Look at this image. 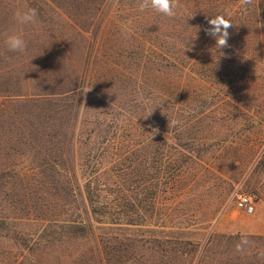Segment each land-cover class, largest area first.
I'll return each mask as SVG.
<instances>
[{
  "label": "rangeland",
  "instance_id": "374dc122",
  "mask_svg": "<svg viewBox=\"0 0 264 264\" xmlns=\"http://www.w3.org/2000/svg\"><path fill=\"white\" fill-rule=\"evenodd\" d=\"M136 3L0 0V119L23 129L0 133L8 202L50 187L39 157L53 144L31 140L27 119L63 120L50 123L55 143L72 141L75 173L58 186L74 193L45 194L57 208L49 220L17 218L14 228L66 254L45 264H264V0H179L172 18ZM26 7L38 22L21 27L13 13ZM217 14L233 23L220 49L205 32ZM12 33L27 41L24 53L6 52ZM59 56L74 62L57 66ZM50 90L63 99L55 108L45 105ZM40 107L49 115L29 116ZM79 181L88 204L107 206L92 212L104 222L95 235L76 240L62 225L79 219ZM242 193L255 196L252 213ZM242 238L250 246L238 253ZM30 253L0 239V264H32Z\"/></svg>",
  "mask_w": 264,
  "mask_h": 264
},
{
  "label": "trees",
  "instance_id": "16d2710c",
  "mask_svg": "<svg viewBox=\"0 0 264 264\" xmlns=\"http://www.w3.org/2000/svg\"><path fill=\"white\" fill-rule=\"evenodd\" d=\"M90 55H91V52L88 53V56H86L87 57L86 59L84 58L82 59V61H84V63L88 65L90 61ZM52 59H54V62L56 63L57 66H62L64 63L70 62V61L72 64L74 62V59H71L70 57L66 58V57L59 56L57 59L56 58H52ZM37 76H39V71H37ZM54 76H55L54 72H52L51 75L48 73L45 74V78H48L49 84L53 83L52 79ZM79 77L81 79V75H79ZM70 91H72L71 93H73L76 90L71 89ZM48 92H50L48 94L49 96H51L49 97L51 99H49L45 103V105L49 104V106H52L55 108V106H53V103L55 105L56 102H59L63 99H59L60 97L58 98V95H57L58 93L54 92L53 90H50ZM59 93L60 95L63 94V92H59ZM18 96L20 97V95ZM62 98H65V97L63 96ZM68 99L70 98H65L66 101ZM29 103L31 104L30 101ZM37 110L39 111L36 114L29 113V116L37 117L38 115L41 116L43 113L46 115H49V113L43 107H40ZM52 120L63 121L62 119H27L26 121H24L25 124L23 123L27 132H29L31 135V137H29L31 138V140H37L40 137H47L48 142L50 144L51 143L53 144L52 147L50 145H49L50 147L48 146L49 147L48 153L43 152V149L41 148L40 154H42V157H39L40 162H41L40 163L41 168L50 169L52 171V174L49 177H47L45 173H41L43 175L42 178L48 180L45 184L50 186V187L43 186L46 192L43 195H41V197H38L37 195H40V194H38V192L35 191V189L28 190V193L26 191H23V192L19 191L18 194L19 195L23 194V199L18 198V199H21V201H19L17 205H14L12 203L9 204L8 202L10 200V198H8L9 194L5 191L6 183H3L0 179V239L6 238V240L12 241L18 247L29 250V252L31 253L29 254L30 257L28 259L30 263L32 264H45L46 262H49V261L55 262V261L66 260V257H65L66 254H62L60 252L51 253L52 249L47 250V245H46L47 243H49V245H53V244H56V242H48V241L42 240V235L40 234L37 236L30 235V234L24 233L23 231L18 230L17 228H14V220L17 218L19 219V218L31 216L32 219H36V220L37 219L39 220L48 219L49 220L48 216L56 212L57 208L54 207V209H52L50 203L46 201L47 199L45 196L46 193L51 194V196L54 195V197H56L57 191L63 192L65 194L66 192H69V191L74 193V190L73 189L71 190V187H68V188L58 187L61 183V179H65V180L68 179V182L69 181L74 182L75 173L73 171L74 170L73 153L71 152L72 151V147H71L72 141L70 140V142L68 144L66 143V145L64 146L60 142L55 143L56 142L55 130H57V128H55L54 122L52 124L50 123L52 122ZM20 125H21V122L19 119H0V133L3 132L2 128L4 129L5 126L8 128L11 127L12 128L11 132L14 133L16 132L15 128L20 129ZM20 130H23L22 126ZM11 148L12 146L8 147V149H11ZM55 148H58V150L55 151ZM0 151H1V145H0ZM0 157H1V153H0ZM64 157H65V160H68L67 162L70 163V169L64 167V165L57 164L58 161L63 162ZM58 165L63 166L64 171H61L60 169H58L57 171L56 168ZM17 177L19 178V180H22L24 175H18ZM21 182L24 183L23 181ZM30 188H32V186H30ZM78 189H79V214H78L79 219L78 220H65L64 225H62V227L67 229L65 230V232H71L72 237L76 240L95 235L94 231L95 229H97L96 224L104 223V222L100 221L102 219H97L96 217H94L92 212L97 214L99 211L98 208L100 206H107V205H103L102 203L98 204L99 207H94L92 205L93 204L92 202L88 204L87 199L85 198V195L83 192V188L80 184V181H79ZM15 195H17V193ZM48 200L50 199L48 198ZM54 200L56 201L55 204L57 205V203H59L57 198H55ZM91 208L93 209L91 210ZM127 222L128 224H133V223H130L131 221L130 222L127 221ZM113 224H122V222H115ZM229 239H234V238L231 237ZM261 239L264 240V238H261ZM180 256L181 258H184L185 255L180 254ZM199 264H200V261H199Z\"/></svg>",
  "mask_w": 264,
  "mask_h": 264
},
{
  "label": "clouds",
  "instance_id": "9594fccd",
  "mask_svg": "<svg viewBox=\"0 0 264 264\" xmlns=\"http://www.w3.org/2000/svg\"><path fill=\"white\" fill-rule=\"evenodd\" d=\"M242 2H245V0H242ZM136 7L140 13L151 10L164 17L172 18L176 15V9L179 7V0H137ZM13 20L16 25L21 27L35 25L38 22V10L32 7L17 9L13 13ZM208 24L210 27L206 28L205 32L215 39L216 48L228 47V40L230 38L228 29L233 25L231 20L226 18L223 14H217L210 16ZM4 46L6 52L22 54L27 50L28 43L23 36L12 33L5 36ZM249 246L250 241L247 238H242L236 245V251L238 253H243L247 251ZM261 256H264V253H261Z\"/></svg>",
  "mask_w": 264,
  "mask_h": 264
},
{
  "label": "built area",
  "instance_id": "2783aa9c",
  "mask_svg": "<svg viewBox=\"0 0 264 264\" xmlns=\"http://www.w3.org/2000/svg\"><path fill=\"white\" fill-rule=\"evenodd\" d=\"M238 197L240 204L244 206L247 209V212L252 213L255 208V196L250 193H242V194H236Z\"/></svg>",
  "mask_w": 264,
  "mask_h": 264
}]
</instances>
